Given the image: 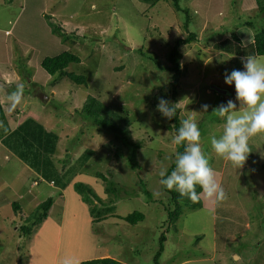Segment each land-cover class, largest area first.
Listing matches in <instances>:
<instances>
[{"label":"rangeland","instance_id":"1","mask_svg":"<svg viewBox=\"0 0 264 264\" xmlns=\"http://www.w3.org/2000/svg\"><path fill=\"white\" fill-rule=\"evenodd\" d=\"M178 1L181 11L165 0L154 5L145 0H0V102L6 116L0 126L11 130L31 116L58 132L51 162L40 163L39 172L20 164L0 141V264H61L65 257L154 264L163 232L159 264H264V166L258 163L264 140L259 134L250 139L252 150L242 168L219 157L210 143L225 124L214 108L232 99L231 114L249 110L236 99L234 83L224 81L226 71L244 70L230 55L248 45H238L231 32L237 34L251 20L253 27L244 28L253 34L263 18L252 0ZM186 18L196 39L178 47L181 77L173 95L165 68L176 40L187 37ZM65 50L80 58L66 70L85 75L86 85L41 66L44 57ZM243 57L264 63V55ZM17 85H23V98L13 108L9 96ZM88 95L128 120L129 141L139 144L137 166L127 160L130 145L78 114ZM161 97L179 108L180 126L189 117L198 123L201 147L215 172L222 169L227 193L215 204L201 193V204L182 205L174 223L168 220L173 205L160 172L175 164L178 145L168 128L173 118L157 110ZM77 181L104 201L95 207L96 221L89 214L92 205L73 188ZM49 197L46 218L23 234L19 227L29 225ZM105 206H111L110 213L97 218ZM133 210L143 212L144 219L130 224L120 218Z\"/></svg>","mask_w":264,"mask_h":264},{"label":"trees","instance_id":"2","mask_svg":"<svg viewBox=\"0 0 264 264\" xmlns=\"http://www.w3.org/2000/svg\"><path fill=\"white\" fill-rule=\"evenodd\" d=\"M149 2L151 5H154L155 2L159 0H145ZM170 2V4L174 7L176 11H181V7L179 5L178 0H165ZM255 1L257 14L263 18L260 26L258 29H253V40L246 46H241L240 50L233 51L236 55L245 56L247 53H250L251 56H259L264 55V0H252ZM184 21L183 27L187 32V37L178 39L175 42L174 47L168 54V58L170 60L169 66L165 69H168L171 72V85H172V93L175 95L177 93V86L179 79L181 77V65H180V57L181 54L178 50V47L181 43H189L196 39L195 31L188 29V18ZM242 25V24H241ZM243 25L246 27H253L251 20L244 21ZM223 26V25H222ZM55 32L60 30V27L54 26L52 28ZM231 37L235 41L238 42V45H241V40L236 33L231 32ZM221 45V44H220ZM222 51H228L227 48L221 46ZM248 49V50H247ZM232 54V53H231ZM150 59L154 60L155 63L158 65V60H155L153 56H149ZM80 62L79 56L70 52V51H62L57 55L54 56H47L44 57L40 64L43 69L53 75L55 73H59L61 76H65L68 79L72 80L76 84H87V78L83 74H76L74 72H69L66 70L67 66L70 63H78ZM161 69L163 66L159 65ZM79 115H83L85 117L90 118L91 122L97 126V129L103 130L105 132L112 133L116 139L121 140L123 143L130 145L129 147V155H128V162L130 165L137 166L135 162V153L136 149L139 147L138 143L134 144L133 142L129 141L126 124L129 123L125 117L121 116L105 104H103L100 100L95 98L94 96L88 95L81 106V108L77 111ZM179 108L176 107V115L173 117V126L168 124V128L173 129V133L175 135L178 134V129L180 127L179 118H178ZM6 119L3 106L0 102V122ZM6 121V120H5ZM0 133H1V142L2 145L6 149H9L12 154H14L20 164H26L29 167L33 168L37 172H39V164L44 163L47 159L50 161L51 153L54 151L53 145L56 144L58 140V132L55 129L47 130L43 124L38 122L36 119L30 117L24 118L21 122H19L13 129L10 130L9 127L0 126ZM186 143L178 145L177 153H183ZM51 162V161H50ZM52 164V163H51ZM176 167V163L166 172V174H170L172 170ZM43 172V171H41ZM99 176H102L100 173ZM47 176L45 172H43V177ZM103 177V176H102ZM162 179V178H161ZM54 183L56 181L52 180ZM59 182V180H58ZM56 182V183H58ZM64 187V186H63ZM73 188L77 191L82 201L87 203L88 205H92L89 208V214L91 215L92 219L96 221L95 215V207L97 204L102 206L104 201L94 192L91 186L83 182H75L73 183ZM163 188L165 192L168 194L170 201L172 202L173 209L168 211V220L171 222H175L182 210V205L188 207H194L196 205L201 204V200L199 202L193 203L186 197H181L179 192L175 189L168 190L164 185ZM197 192H201V188L197 186ZM146 193H149L145 190ZM52 198H46L44 202L39 204L37 211L29 217V225H21L19 230L25 235H29L32 231L34 226H37L44 218L47 216V211L52 205ZM94 205V206H93ZM111 211V206H105L104 210L98 212L97 218H100L104 215H107ZM103 215L100 216V214ZM120 218L127 223L136 224L139 221L144 219V214L141 211L133 210L132 212L120 216ZM166 237L164 232L159 236V246L157 251L153 256L154 264H159V258L161 252L163 250V243ZM79 264H125L118 259L112 257H96L87 260H82Z\"/></svg>","mask_w":264,"mask_h":264},{"label":"clouds","instance_id":"3","mask_svg":"<svg viewBox=\"0 0 264 264\" xmlns=\"http://www.w3.org/2000/svg\"><path fill=\"white\" fill-rule=\"evenodd\" d=\"M244 70L233 69L224 74V81L228 85H235L236 99L249 107L240 115L231 113L236 104L229 99L226 104H220L213 109L218 116L225 118L222 134L210 137L211 147L219 156L230 161L237 168H242L251 152L249 141L259 133H264V63L256 57L241 58ZM23 98V85H17L9 100L15 108ZM209 105H202L207 111ZM157 110L163 117L172 119L176 115L175 104H171L163 97L159 98ZM201 131L198 123L191 117L181 121L178 134L173 137V143L181 145L186 142L183 153H176V167L170 174L161 171L160 183L168 190L175 189L181 197H186L193 203L201 200V193L197 192L199 185L209 199L215 198L221 202L227 198L222 185L217 181L215 170L209 162L208 156L201 147ZM61 264H79L74 257H65Z\"/></svg>","mask_w":264,"mask_h":264},{"label":"crops","instance_id":"4","mask_svg":"<svg viewBox=\"0 0 264 264\" xmlns=\"http://www.w3.org/2000/svg\"><path fill=\"white\" fill-rule=\"evenodd\" d=\"M255 8H256V6H255ZM53 14V13H52ZM51 16V15H50ZM248 28V27H247ZM247 28H244V25H242V27H241V29H236V32H237V34H238V36H239V38H240V40H241V43H250L252 40H253V34L250 32V30H248ZM8 31V30H7ZM6 31V32H7ZM225 53V52H224ZM231 56V60H233V59H235V67H237V63H241V58H246V57H243V56H239V55H230ZM237 62V63H236ZM228 63H229V61H228ZM245 106V105H244ZM243 106V107H244ZM259 135L261 136V139L263 138V140H264V133H259ZM1 141V140H0ZM264 156H262L261 157V161L262 162H259L258 160V163L260 164V165H262V166H264ZM38 175H40L39 173H37ZM215 174H216V178H217V181L221 184V177H222V175H223V173H222V169L219 171V172H215ZM53 183V182H52ZM200 193H203V191L201 190V192ZM212 201L214 202V204L216 203V201H215V198H212Z\"/></svg>","mask_w":264,"mask_h":264},{"label":"water","instance_id":"5","mask_svg":"<svg viewBox=\"0 0 264 264\" xmlns=\"http://www.w3.org/2000/svg\"><path fill=\"white\" fill-rule=\"evenodd\" d=\"M217 90H219L221 93L223 92V93H225V91H222V90H220V89H218L217 88ZM40 94H42V93H40ZM42 96H44L43 94H42ZM45 98L47 97V96H44Z\"/></svg>","mask_w":264,"mask_h":264}]
</instances>
